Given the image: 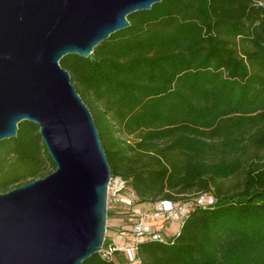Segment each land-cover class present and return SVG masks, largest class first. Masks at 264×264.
I'll use <instances>...</instances> for the list:
<instances>
[{"label":"trees","instance_id":"16d2710c","mask_svg":"<svg viewBox=\"0 0 264 264\" xmlns=\"http://www.w3.org/2000/svg\"><path fill=\"white\" fill-rule=\"evenodd\" d=\"M126 19L89 58L59 61L111 175L128 183L135 205L214 198L173 237L138 242L136 257L264 264V0H162ZM45 165L55 170L38 127L19 123L0 142V193L37 180ZM81 264L123 261L95 254Z\"/></svg>","mask_w":264,"mask_h":264},{"label":"water","instance_id":"95a60500","mask_svg":"<svg viewBox=\"0 0 264 264\" xmlns=\"http://www.w3.org/2000/svg\"><path fill=\"white\" fill-rule=\"evenodd\" d=\"M162 0H0V142L35 124L55 170L0 193V264H81L107 230L111 170L92 114L59 65L89 58Z\"/></svg>","mask_w":264,"mask_h":264},{"label":"built area","instance_id":"2783aa9c","mask_svg":"<svg viewBox=\"0 0 264 264\" xmlns=\"http://www.w3.org/2000/svg\"><path fill=\"white\" fill-rule=\"evenodd\" d=\"M137 197L128 183L120 177L110 178L107 190V210L118 213L117 210H126V217L130 223L128 232L133 240L129 244L118 247L114 244L103 245L100 257L111 260L115 253H121L124 264H140L136 257V245L143 240H160L167 223H179L188 215L194 206L208 207L214 203L210 194H201L195 200L183 203L159 201L152 205L149 213H140L136 207ZM108 212V211H107Z\"/></svg>","mask_w":264,"mask_h":264},{"label":"crops","instance_id":"0c3cea01","mask_svg":"<svg viewBox=\"0 0 264 264\" xmlns=\"http://www.w3.org/2000/svg\"><path fill=\"white\" fill-rule=\"evenodd\" d=\"M141 207V208H140ZM143 207V208H142ZM152 207V205H150ZM135 209L140 213H149L151 211H147L143 204L136 205ZM108 230H106L107 234L105 235V238L107 240V244H114L118 247H121L125 244H129L133 238L128 232L130 229V223L127 220V217H119L115 215L114 213H109V219H108ZM180 224L179 223H169L165 226L164 231L162 232L163 237L171 238L174 235H176L179 232ZM121 257L123 264V256L121 253H116L115 258Z\"/></svg>","mask_w":264,"mask_h":264},{"label":"rangeland","instance_id":"374dc122","mask_svg":"<svg viewBox=\"0 0 264 264\" xmlns=\"http://www.w3.org/2000/svg\"><path fill=\"white\" fill-rule=\"evenodd\" d=\"M53 171H54V168H51L50 165H45V168L42 170L41 177H39V178H37V179H42V178L46 177L48 174H50V173L53 172ZM21 183H23V182H18V183L12 184V185L10 186V189H9L8 191H10V190L16 188L17 185H19V184H21ZM225 185H226L227 187L230 186V182H226ZM8 191H6V192H8ZM6 192H3V193H6ZM143 206H144V208H145L147 211H150V208H151V207H150V204H147V203H146V204H143ZM140 208H141V207H140ZM142 208H143V207H142ZM117 216H119V217H125L124 214L117 215ZM108 219H109V213L107 212V230H108V226H109ZM175 223H176V222H175ZM167 224H169V223H167ZM167 224H166V225H167ZM106 234H107V232H106Z\"/></svg>","mask_w":264,"mask_h":264}]
</instances>
